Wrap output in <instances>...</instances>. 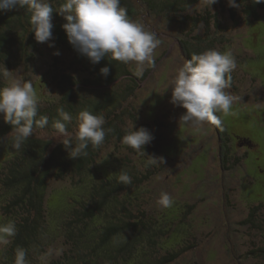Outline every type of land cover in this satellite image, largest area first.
<instances>
[{
  "label": "trees",
  "instance_id": "trees-1",
  "mask_svg": "<svg viewBox=\"0 0 264 264\" xmlns=\"http://www.w3.org/2000/svg\"><path fill=\"white\" fill-rule=\"evenodd\" d=\"M50 2L58 9L62 0ZM138 2L142 3L146 15L155 20L152 28L157 27L155 23L166 20L182 35H187L179 40L185 60H190L193 53L218 50L216 46L221 45L227 34L243 25L264 24V3L255 0H235L237 7H231L229 0H217L212 5L209 0ZM203 4L204 10L198 12ZM121 5L127 9L128 16L136 20L134 2L121 0ZM30 15L26 7L0 10V68L5 66L10 72L19 65L27 69L34 66L41 43L35 39ZM52 23V41L73 57L74 66L85 77H76L73 72L62 75L57 85L58 99L38 105L37 118L44 115L49 119V126L43 130L47 134L42 135L41 130L36 129L19 150L11 148V139L7 138L12 126L0 117V155L8 159L0 168V186L8 196L2 210L6 217L4 223L14 221L17 229L16 235L9 238L0 264H14L18 246L26 250V259L31 264L32 257L53 240L51 217L61 225L57 230L66 247L61 257L51 264H178L185 255L197 249L187 238L190 211L181 210L172 221L162 212H152L148 186L163 164L145 167L146 158L121 143L125 128L133 121L137 130L145 127L154 136L145 146L146 155L163 157L164 161L167 157L164 138L158 137L149 123L141 122L142 111L133 104L137 92L150 76L149 71L138 75L134 63L124 64L106 58L94 65L68 42L62 27L67 21L54 12ZM235 60L239 66L241 56ZM105 66L110 68L107 77L100 73ZM235 77L232 72L228 90L233 94L238 90ZM6 80L0 77V87L7 85ZM61 106L73 117L69 129L74 126L79 111L87 109L93 114H103L105 127L114 131L98 148L90 145L88 156L72 159L63 144L53 138L51 124ZM211 126L221 140H229L223 122L220 126ZM241 142L253 146L250 139H241ZM221 150L224 162L226 147L222 145ZM122 168L132 177L131 185L117 183ZM52 182L70 183L76 189L64 209L50 210L48 206L56 194L50 196ZM254 205L244 224L252 234H262L264 239V204ZM262 243L244 254V259L253 257L264 264V240Z\"/></svg>",
  "mask_w": 264,
  "mask_h": 264
},
{
  "label": "rangeland",
  "instance_id": "rangeland-1",
  "mask_svg": "<svg viewBox=\"0 0 264 264\" xmlns=\"http://www.w3.org/2000/svg\"><path fill=\"white\" fill-rule=\"evenodd\" d=\"M138 1L132 0L137 10L136 21L161 41L153 52L154 65H144L142 73L149 71L150 76L133 103L142 111L141 122L149 123L167 146L164 164L148 186L150 210L162 212L168 221L174 220L181 210L190 211L187 238L197 249L185 255L178 264H259L253 257L244 259L243 255L262 246L264 240L262 234H252L244 224L254 204H264V24L243 25L228 33L221 45L216 46L219 51L225 48L231 52L235 59L241 56V64L238 63L233 71L237 100L228 114L218 113L229 136L226 141L221 140L207 122L200 133L180 126V118L186 110L170 102L172 91L168 86L176 68L186 61L179 40L187 35H182L166 20L155 23L157 27L152 28L155 20L146 15ZM204 7L201 5L198 12ZM226 23L231 25L230 21ZM57 52L59 55H55ZM73 62V57L50 40L41 43V52L31 69V65L28 69L19 65L10 71L6 83L14 79L31 80L39 102H54L58 99L57 85L63 74L73 72L76 77H85ZM245 138L250 139L253 146L243 144L241 139ZM222 145L226 147L224 162ZM6 160L5 155H0V168ZM74 190L70 183L52 182L49 193L50 196L56 194L49 201L50 210L66 208ZM161 192L172 196L171 207L162 208L156 204ZM5 195L0 186V223L6 219L2 210L8 198ZM51 218L53 240L32 257L31 264H51L66 251L57 230L61 225ZM181 227L186 229V226ZM7 246H0V257Z\"/></svg>",
  "mask_w": 264,
  "mask_h": 264
},
{
  "label": "clouds",
  "instance_id": "clouds-1",
  "mask_svg": "<svg viewBox=\"0 0 264 264\" xmlns=\"http://www.w3.org/2000/svg\"><path fill=\"white\" fill-rule=\"evenodd\" d=\"M217 0H209L215 4ZM264 3V0H255ZM231 7H237L235 0H229ZM17 6L26 7L30 13V25L37 42L52 40L53 13H58L67 21L62 27L68 42L92 64L101 60L119 61L124 64L134 63L137 74H141L145 64L154 65V50L161 41L156 34L130 18L121 0H62L58 9H54L50 0H0V10H11ZM54 47L53 44L49 45ZM59 55V52L55 53ZM237 63L231 52L207 49L202 53H193L190 60L179 65L168 89L171 88V103L185 109L180 118L183 125L195 133L204 130L205 123L217 126L222 124L218 113L228 114L237 97L226 91L231 87V73ZM110 68L100 69L101 75L107 77ZM9 71L0 68V77L8 78ZM39 97L31 80L14 79L6 86L0 87V114L4 121L12 126L11 148L19 150L34 135L36 129L42 135L49 126L47 116L38 115ZM57 117L52 121L53 138L63 144L72 159L88 156V148L101 146L106 136L114 129L105 127L103 114H93L87 109L79 111L75 117L63 106L57 108ZM154 136L145 127L138 130L134 122H129L124 130L121 143L135 150L139 156L146 158L145 167L164 164L163 157L148 156L145 146ZM117 183L125 186L132 184V177L123 168L119 171ZM172 196L161 192L156 204L162 208L171 207ZM14 221L0 223V246L8 245L9 238L16 235ZM27 252L22 247L15 249L14 264H28Z\"/></svg>",
  "mask_w": 264,
  "mask_h": 264
}]
</instances>
